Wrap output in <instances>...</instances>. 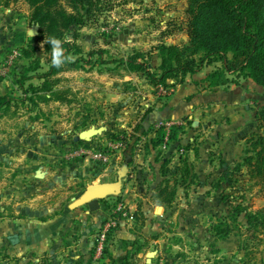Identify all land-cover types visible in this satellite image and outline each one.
Here are the masks:
<instances>
[{"label":"rangeland","instance_id":"374dc122","mask_svg":"<svg viewBox=\"0 0 264 264\" xmlns=\"http://www.w3.org/2000/svg\"><path fill=\"white\" fill-rule=\"evenodd\" d=\"M5 1L0 0V6L15 7L12 13L5 15L0 31L3 33L12 25L10 30L21 34L26 45L33 39L40 66L35 74L47 72L51 55L45 52L44 38H38L40 28L37 36L31 34L36 26L31 22V6L11 0L4 6ZM187 7L188 0H109L99 4L98 8L106 10L98 13L97 18L74 28L69 40L74 46L73 52L78 50L79 53H71L68 60H78L80 68L63 73L96 72L110 76L113 94L111 101L104 102L105 106L97 107L91 102L96 99L93 93L73 90L71 80L78 83V78H64L63 73L58 75L54 90L64 101H55L48 95L47 100L38 98L45 93L34 95L29 80L26 82L28 74L24 73L27 68H34V63L23 65L18 74L15 67L0 75V80H7L11 87H16L8 93L12 108L0 111V125L6 118L7 129L5 134H0V264H113L108 256L117 260L130 253L136 264H264L259 253L264 245V221L263 231L259 232L263 244L256 247L258 244L252 237L254 229L247 224L245 215V212L264 211V192L250 179L248 168L244 166L253 135L263 131L257 113L264 109V87L252 80L237 78L238 86L244 84V80L253 82L246 87L251 96L249 102L240 106L239 117H232L228 107L221 106L215 111L204 109V121L198 122L190 114L175 123L167 122L172 126L170 129L160 124V128H166L164 144L147 153L146 157L150 156L147 161L138 157L147 152L146 145L149 150L152 148L151 137L142 136L145 134L142 122L151 109L149 105L153 100L167 101L173 88H169L167 97H160L161 86L150 85L142 74L127 73L122 62L138 55L139 61H146L157 70L161 65L156 51L159 46H181L188 41ZM25 46H10L0 39L2 65L13 49L21 52ZM155 52L159 56L158 66L153 65ZM212 67L222 69V64ZM234 76L229 79L232 84ZM24 79L21 89L20 81ZM97 103L100 102L97 100ZM176 127L181 128L176 131V138L170 140L172 128ZM91 128L103 131L89 141H76L82 131ZM41 134H44L43 139H39ZM120 141L123 143L120 149L110 146ZM95 145L111 158L103 166L121 158L131 171L124 176L129 180V175L139 168L154 165L159 170L164 159L169 161L178 177L177 201L162 218L146 219L143 215L132 225L117 218L121 223L110 230L111 239L104 246L108 248V256H99L97 239L112 218L116 202L123 201L117 195L110 200L104 216H99L98 211L88 215L97 221L91 232L93 240L88 253L81 251V237L73 245L58 241L44 253V195L63 200L58 203L59 211L79 199L89 189L80 163L86 159L89 165L96 162L91 159ZM37 148L59 151L62 161L44 164V157L33 155L38 152ZM186 172V182L182 184ZM156 178L155 184H158L162 179L159 172ZM236 207L244 211L239 216L233 213ZM224 222L230 226L226 237L217 234V226ZM111 241L116 244L112 245ZM149 255H152L150 262Z\"/></svg>","mask_w":264,"mask_h":264},{"label":"trees","instance_id":"16d2710c","mask_svg":"<svg viewBox=\"0 0 264 264\" xmlns=\"http://www.w3.org/2000/svg\"><path fill=\"white\" fill-rule=\"evenodd\" d=\"M12 2L23 1L29 4L33 10L31 22L40 28V39L46 41L45 52L50 53V68L43 74L38 73L40 66L37 63L36 52L33 39L30 40L22 50V58L29 63H34V68H27L24 73L28 74L26 82L31 79H39L40 86L30 85V91L34 95L47 100V95L55 101L63 102L54 89L58 85L57 78L67 70L80 68L78 60L71 62L68 57L73 52V44L70 42V33L76 26H83L88 21L97 18L98 13L106 10L98 8L99 4H106L109 0H11ZM9 1H5L4 6H8ZM85 13V14H84ZM187 15V35L188 41L181 46L162 44L156 49L161 58V65L157 70H153L146 61H139L138 55L130 56L122 63L125 71L129 74H142L150 85L166 88H175L186 82L188 76L195 75L207 66L222 64V69L212 71L205 82L209 88L228 86L231 83L230 76H234L233 84L239 85L237 78L252 80L259 86L264 87V0H188L186 9ZM49 37H55L61 41L64 63L61 67L52 65L53 49L49 42ZM231 55V58H230ZM37 75V76H36ZM228 75V76H227ZM24 80L20 81V88L23 89ZM26 91L27 90H22ZM34 102L33 98L29 99ZM12 100L10 96L0 95V111L10 109ZM150 110L146 112V115ZM257 120L260 122L262 132L253 135L252 148L247 151L244 158V166L248 168V176L255 181L264 192V109L257 113ZM181 127L172 128L171 139L176 138V131ZM156 132V138L152 140V147H161L164 144L165 127H161ZM170 162L163 160L159 173L162 177L152 198L159 206L166 210L174 205L177 194V175L169 177ZM182 178V184L186 182V175ZM244 211L241 208H233V213L239 216ZM247 224L254 229L253 240L260 247L262 243L259 232L263 231L264 211L256 213L245 212ZM138 218L135 215V220ZM121 220V219H120ZM124 221V220H121ZM121 222L118 223L120 225ZM217 226V234L226 237L230 231L227 222ZM117 228V227H116ZM220 228V230H219ZM108 235L107 243L110 241ZM263 244V243H262ZM107 249L102 252L103 257H107ZM259 251V250H257ZM261 262L264 263V245L259 251ZM94 254V253H93ZM94 256V255H93ZM113 264H136L132 253L113 260L108 256ZM77 264H80L77 262Z\"/></svg>","mask_w":264,"mask_h":264},{"label":"crops","instance_id":"0c3cea01","mask_svg":"<svg viewBox=\"0 0 264 264\" xmlns=\"http://www.w3.org/2000/svg\"><path fill=\"white\" fill-rule=\"evenodd\" d=\"M13 6L15 7V5H12L9 8L0 6V24L4 21L6 14L13 12ZM18 15L21 16V14ZM12 27V25H9V28L4 29L5 32L2 33L0 31L1 42L15 47L25 46L26 41L23 40L21 34L17 35L13 33L10 30ZM186 38H188L187 35ZM152 60L154 66L159 65V56L157 55V52H155ZM27 63L29 62L25 59L20 60L15 69L16 74H18L17 71H22L23 65ZM1 66L2 62H0V67ZM214 70L215 69L212 66H207L199 73L188 76L185 83L172 89L171 96L166 99L167 101L156 102L153 100V104L149 105L151 106V109L142 122L143 131L145 132L142 136L146 137L148 134L152 141L153 137L155 138L156 135L155 131L160 128V124L167 122L175 123L190 114L198 119V122L204 121L202 113H204V109L208 108H212L213 111H215V108L220 109L221 106H227L229 109L228 112L232 117H239L240 106L246 101L249 102L251 96L250 91L247 90L246 87L251 86L253 82L244 80V84L242 85H244L245 88H243L242 85L236 86L230 84L228 86H221L212 89L208 87V83L205 82V79ZM29 75L33 76V73L30 72ZM61 76L64 78L74 76L78 78V83L71 80V82H73L71 87L75 91H82V94H85L86 92L93 93V96L96 97V99H92L91 102L96 104L97 107L105 106L106 103L104 102L111 101L112 99L113 91L110 89V82L112 79L106 74L100 75L96 72L86 74L63 73ZM88 77L89 81L87 80ZM41 83L42 82L39 79L35 78L28 81V85L34 86H40ZM14 87L15 86L11 87V84L7 80H0V95H7ZM97 100L100 102L99 104L97 103ZM56 104L60 105L59 103ZM5 124L6 118H3L0 125V134H5L7 131ZM10 133L15 135V132H11V130ZM14 138H16V136H14ZM43 138L44 134H41L39 139ZM37 149L38 152L35 151L33 155L40 158L44 157V164L46 165L54 163L59 164L62 161V155L59 151L49 148ZM233 149L234 147L232 145L231 151ZM146 150L147 152L144 155H138V157L144 158V161L150 159V156L147 158L146 154L148 153L149 155V152L153 151L154 148L152 147L149 150V147L146 145ZM140 153H142V150H140ZM112 164L109 166H103L98 162H91L89 165L87 159L82 161L80 165L83 169L84 176H86L85 185L88 186V188H91L97 184L112 185L121 183L122 190L119 196H121L130 211H132L137 217H143L144 215L146 219H157L165 217L167 213L172 210H166L164 207L159 206L157 204L158 202L152 198V195L159 184H155V181L157 180L156 174H158L159 170H156L154 165L151 167L144 166L139 168L138 172L129 175V180L124 176L131 171L128 170L129 168L126 167L127 165H124L123 162H121L120 157L114 159ZM170 170L169 177L176 174V169H173L170 166ZM114 197H116V195H110L103 200H100V209L98 210V213L100 214L99 216H104L106 213V207ZM62 201H59L57 196L50 199L48 195H44V224L42 226L44 227V253L51 250L50 247L58 241H67V244L73 245L74 241L79 237L82 238V241L80 243L78 242L82 253H88L87 248L89 247L90 241L93 240L91 232L97 226L96 218H89L88 215L93 214L90 212L88 206L81 207L74 211L71 210L69 206L72 202L66 208L63 207V209L59 211L57 206L58 203H61ZM176 201L177 198L175 199L174 205ZM80 221L82 222L81 224ZM110 243L113 245L116 244V241H111Z\"/></svg>","mask_w":264,"mask_h":264},{"label":"built area","instance_id":"2783aa9c","mask_svg":"<svg viewBox=\"0 0 264 264\" xmlns=\"http://www.w3.org/2000/svg\"><path fill=\"white\" fill-rule=\"evenodd\" d=\"M22 60V54L18 49H13L11 51V54L8 56V58L4 61V65L0 67V75H5L6 73H9L11 70H13L18 62ZM159 95L160 97H167L169 95V88H165L161 86L159 88ZM163 126L167 127V129H170L172 126L171 124H162ZM161 126V125H160ZM114 149H120L123 146L122 141H120L117 144H110ZM83 151V150H82ZM85 152V151H83ZM91 159L94 161L100 163V164H107L110 162V156L106 154L104 151H102L99 146L95 145L93 146V151L91 153ZM112 218L108 220L106 225L103 227V230L101 234L99 235L97 239V255H101L105 243L108 239V234L111 229L115 228L117 226V218L121 220H125L127 223L132 224L135 221V215L130 209L127 207L124 201H118L116 202L114 209L112 211Z\"/></svg>","mask_w":264,"mask_h":264},{"label":"water","instance_id":"95a60500","mask_svg":"<svg viewBox=\"0 0 264 264\" xmlns=\"http://www.w3.org/2000/svg\"><path fill=\"white\" fill-rule=\"evenodd\" d=\"M32 33H35L33 35ZM33 36H37L39 34V26H34L33 30L31 31ZM102 129H95L91 128L86 131H82L78 138L76 139L77 142L79 141H89L95 136H98L102 133ZM122 190L121 183L112 184V185H100L97 184L91 188H89L79 199H74L72 204L69 208L76 209L82 206H88L90 212H96L100 209V200H103L105 197L110 195H119ZM151 256L149 255V262L151 261Z\"/></svg>","mask_w":264,"mask_h":264},{"label":"clouds","instance_id":"9594fccd","mask_svg":"<svg viewBox=\"0 0 264 264\" xmlns=\"http://www.w3.org/2000/svg\"><path fill=\"white\" fill-rule=\"evenodd\" d=\"M32 34L35 35V33ZM49 42L51 43L53 49L52 65L55 67H61L65 59L63 57V49L61 48V41L55 37H49Z\"/></svg>","mask_w":264,"mask_h":264}]
</instances>
